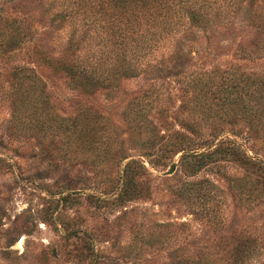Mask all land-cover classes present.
<instances>
[{
  "label": "rangeland",
  "instance_id": "rangeland-1",
  "mask_svg": "<svg viewBox=\"0 0 264 264\" xmlns=\"http://www.w3.org/2000/svg\"><path fill=\"white\" fill-rule=\"evenodd\" d=\"M43 7L34 0H0V264H129L134 259H139L135 264H144V259L146 264H167L166 253L172 246L165 248V242L183 234L179 223L185 222L189 236L211 234L208 205H215L218 220L233 215L260 225L254 220L264 217V203L254 215L238 205V195L229 185L235 177L244 176V169L228 159L216 161L219 168H202L180 177L218 183L212 200L205 192L202 198L188 200L176 195L168 185L177 179L162 174L163 169H153L161 176L146 181V193L117 197L125 162L141 153L143 130L131 119L138 100L143 104L142 120L156 122V130H163L154 112L162 79L155 84L144 60L155 62L169 48L159 43L135 71L113 80L112 88L102 85L84 92L47 63L49 55L59 54L81 12L49 25L50 14L45 13L39 22L32 16L38 18ZM23 13L26 18L21 21ZM19 27L25 31L23 40L17 34ZM34 27L45 30L38 45L41 55L35 52ZM193 29L183 35L182 50L187 63L200 64L199 59H205L206 67L213 63L223 67L230 61L243 64L233 51L238 43L257 38L253 31L216 32L207 46V32ZM261 38L264 42V33ZM79 49L83 58L91 52L85 46ZM257 61L264 69V50ZM89 106L97 115L92 127L104 138L109 135L111 146L106 161L96 165L84 158L89 149L85 150L83 139L69 141L62 131L61 119L81 112L89 117ZM168 118L170 125H179L175 113ZM55 122L57 128L52 126ZM223 135L246 143L242 135L225 130ZM178 157L179 153L174 160Z\"/></svg>",
  "mask_w": 264,
  "mask_h": 264
},
{
  "label": "trees",
  "instance_id": "trees-1",
  "mask_svg": "<svg viewBox=\"0 0 264 264\" xmlns=\"http://www.w3.org/2000/svg\"><path fill=\"white\" fill-rule=\"evenodd\" d=\"M34 1L44 6L38 18L32 14L36 22L45 13L50 14V25L81 12L59 54L49 55L47 63L52 70L64 72L73 87L84 92L95 86L112 88L113 80L135 71L137 63L159 43L169 48L155 62L144 60L145 70L152 69L155 84L162 79L160 93L154 97V112L163 130H156V122L142 120L143 104L138 100L131 119L143 130L141 153L125 162L119 176L118 198L146 193V181L161 176L153 169H163L162 174L169 173L177 179L168 185L176 195L188 200L191 196L202 198L205 192L212 200L218 194V183L207 178L191 182L180 177L202 168H219L216 161L228 159L244 169V176H234L236 180L229 185L238 195V205L253 215L260 209L264 203V69L257 59L264 50V0ZM25 18L23 13L19 20ZM193 28L207 32V46L216 32L236 31L240 35L253 31L257 38L238 43L233 51L236 58L244 60L243 64L230 61L223 67L216 63L206 67L205 59H199L200 64L187 63V53L182 50L183 35L193 32ZM33 32L35 52L41 55L43 50L38 45L45 30L34 27ZM49 33L51 36L53 31ZM17 34L23 40L24 29L19 27ZM84 46L93 48L83 58L79 47ZM87 108L89 117L81 112L61 119L62 131L69 141L81 137L87 145L85 150L89 149L84 158L96 165L106 161L111 146L109 135L104 138L92 127L96 109ZM171 113L179 119L177 127L170 125ZM53 124L57 128L56 122ZM224 130L242 135L248 144L222 136ZM178 153V160H174ZM208 207L206 216L211 225L207 229L211 234L205 231L201 236H189V231L184 230L185 222L179 223L183 234L165 242V248L172 246L166 253L167 264H264V217L254 220L260 225L248 223V217L236 219L233 215L218 220L215 205ZM6 242L10 244L11 239Z\"/></svg>",
  "mask_w": 264,
  "mask_h": 264
}]
</instances>
